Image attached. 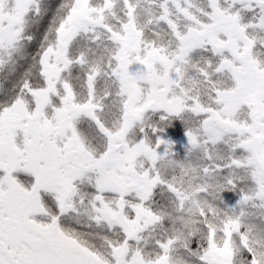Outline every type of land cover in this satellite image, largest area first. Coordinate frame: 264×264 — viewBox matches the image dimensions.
Returning a JSON list of instances; mask_svg holds the SVG:
<instances>
[{"label": "snow or ice", "instance_id": "snow-or-ice-1", "mask_svg": "<svg viewBox=\"0 0 264 264\" xmlns=\"http://www.w3.org/2000/svg\"><path fill=\"white\" fill-rule=\"evenodd\" d=\"M0 264H264V0H0Z\"/></svg>", "mask_w": 264, "mask_h": 264}]
</instances>
